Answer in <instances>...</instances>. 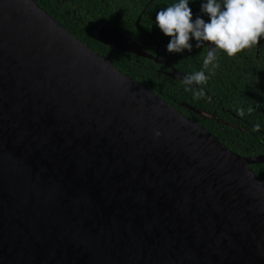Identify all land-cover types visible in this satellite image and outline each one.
<instances>
[{
	"label": "water",
	"instance_id": "95a60500",
	"mask_svg": "<svg viewBox=\"0 0 264 264\" xmlns=\"http://www.w3.org/2000/svg\"><path fill=\"white\" fill-rule=\"evenodd\" d=\"M258 164L37 1L0 0V264H264Z\"/></svg>",
	"mask_w": 264,
	"mask_h": 264
},
{
	"label": "flooded vegetation",
	"instance_id": "af4514ba",
	"mask_svg": "<svg viewBox=\"0 0 264 264\" xmlns=\"http://www.w3.org/2000/svg\"><path fill=\"white\" fill-rule=\"evenodd\" d=\"M85 1L88 0H81V5L73 1H48V12L73 36H81V41L86 28L94 34L101 23L136 40L151 58L113 48L115 54L118 52L128 60L126 64L116 63L117 69L146 85L230 150H243L241 156L245 157L264 155L253 154L254 150L264 148V120L261 119L264 116V40L233 57L220 52L209 79L198 86L202 94L194 96L191 90H185L182 78L201 69L207 48L193 47L192 52L182 54L167 52L170 38L155 27V14L172 0H89L102 10L99 13L96 9L90 12ZM189 7L195 19L200 14V0H194ZM103 14L108 15L107 21L102 19ZM203 18L207 21V17ZM142 79L158 87L152 89ZM253 115L257 118H252Z\"/></svg>",
	"mask_w": 264,
	"mask_h": 264
},
{
	"label": "clouds",
	"instance_id": "9594fccd",
	"mask_svg": "<svg viewBox=\"0 0 264 264\" xmlns=\"http://www.w3.org/2000/svg\"><path fill=\"white\" fill-rule=\"evenodd\" d=\"M194 0H172L155 14V27L169 37V54L206 47L202 67L182 78L185 90L200 95L214 69L218 54L233 57L264 40V0H200V14L193 19ZM207 17V21L203 18ZM194 42V43H193ZM155 136L161 135L159 131Z\"/></svg>",
	"mask_w": 264,
	"mask_h": 264
},
{
	"label": "trees",
	"instance_id": "16d2710c",
	"mask_svg": "<svg viewBox=\"0 0 264 264\" xmlns=\"http://www.w3.org/2000/svg\"><path fill=\"white\" fill-rule=\"evenodd\" d=\"M37 1V3L39 4V6L44 9L45 11H49L48 8V1H56V0H35ZM59 1H73L75 4H80L81 5V0H59ZM87 9L92 12L93 9H96L97 12H102V10H99L96 6H94L93 1H85ZM103 6V5H101ZM49 13V12H48ZM108 15L107 14H103L102 15V19L104 21H107L108 19ZM87 29V30H86ZM84 30V34H83V38L81 41V36H78V39L83 42L85 45H87L89 48H91L92 50H94L95 52H97L98 54L107 57L109 59H113L114 60V66H116V63H127V58L122 56L121 54L118 55V52L115 54V50L113 48H110L109 46L105 45L104 43H102L101 41H99L93 34V30L86 28ZM75 36V35H74ZM76 37V36H75ZM159 41V39H158ZM119 66V65H118ZM144 81V83H146L148 86H150V88L155 89L156 85H153L151 83H149L146 79H142ZM252 118L256 119L257 117L255 115L252 116ZM262 120H264V116L261 117ZM228 144V143H227ZM229 145V144H228ZM232 151L238 153L239 155H242V153H244L243 150L237 149V148H231ZM254 155H258V154H264V148L257 149L253 151ZM251 169L253 170V172L257 175V177L262 181V183L264 184V164H258V165H252Z\"/></svg>",
	"mask_w": 264,
	"mask_h": 264
}]
</instances>
